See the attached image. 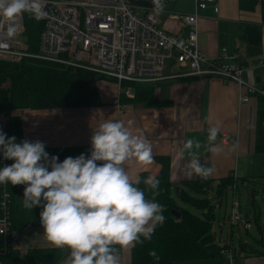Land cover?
Segmentation results:
<instances>
[{
    "label": "crops",
    "instance_id": "crops-1",
    "mask_svg": "<svg viewBox=\"0 0 264 264\" xmlns=\"http://www.w3.org/2000/svg\"><path fill=\"white\" fill-rule=\"evenodd\" d=\"M188 1L183 3L184 0H176L171 10L177 13H192L193 0ZM217 3V15L210 7L199 12L200 49L211 57L220 56L222 48H227L230 52L240 49L244 52L241 62L252 66L251 70L243 72V78L257 88H264V63H258L264 59L262 4L259 2L254 10H243L239 6V0H217ZM162 20L169 27V22L165 21L166 16H163ZM249 26L260 28V38L257 42L242 38V31ZM174 28L182 35L187 34V28H179L175 24ZM173 65L170 64L165 69L166 75L187 71L182 67L175 70ZM105 80L110 82L101 84L103 81H100L98 84L99 105L18 111L23 121L25 140L40 141L48 147L91 145L93 132L101 123L106 120L122 121L133 135L146 138L152 147V164L142 166L135 160L126 164L131 179L135 182L142 173H147L148 178H155L162 168V163L157 157L163 156L169 160L170 181L174 188L197 177L193 175L189 178L187 175L190 157L183 151V143L189 138H196L202 144H207L209 127L219 126L220 131L214 143L219 145L222 151L214 154L202 147L199 149V160L214 169L210 178L215 183L221 178L233 175L239 181V186H232L233 200H238L242 215L251 222V217L259 215L264 224V208L259 206L257 200L261 197L264 201V193L261 192L264 188V152L256 147L257 115L260 111L264 112V98L254 95L249 102L242 103L240 95L245 92V88L241 89L235 82L213 76H178L156 83L155 99L159 104L148 106L143 103L122 102L118 98L116 81ZM118 99L126 104L124 108L118 106ZM224 135L230 136L229 143L222 142ZM240 186L242 191L245 190V195L238 194ZM227 198L222 206H216L217 211L221 210L224 204L226 208L230 207ZM231 210L229 213L227 209L224 213L221 210L220 227L222 220L227 218L230 221ZM242 225L239 224V227ZM234 231L232 229L233 234ZM233 234L227 239L221 234L218 237L220 244L231 245L230 249H233ZM237 234L239 241L242 239L249 242L241 230ZM248 235L264 250V245L257 242L256 236L252 233ZM258 235L260 237L261 233ZM262 236L264 237V233ZM14 238L16 249L22 254L32 248H57L45 238L43 226L29 224L14 231ZM62 249L66 255L61 264H65L70 256V249ZM115 249L119 264L131 262L132 247L123 249L117 246ZM232 252L233 262L230 255L223 252L224 258L218 261V264H264V254H248L246 251L234 249Z\"/></svg>",
    "mask_w": 264,
    "mask_h": 264
},
{
    "label": "built area",
    "instance_id": "built-area-1",
    "mask_svg": "<svg viewBox=\"0 0 264 264\" xmlns=\"http://www.w3.org/2000/svg\"><path fill=\"white\" fill-rule=\"evenodd\" d=\"M175 2L163 0V11L157 14L153 8L139 9L128 0H33L34 11L29 12L44 25L39 50H29L23 35L24 13L12 21L0 17V60L37 59L89 70L115 80L118 98L135 95L134 89L123 86V82L158 83L178 76H213L235 82L241 89L245 88L240 95L242 103L249 102L254 95L264 98V88H257L243 78V72L252 69L251 64L241 62L243 51L222 48L220 56L211 57L200 49L199 12L210 7L217 15V0H193L192 13L172 11ZM163 15L169 27L163 22ZM174 24L187 28V34L175 30ZM172 59L187 71L166 75V60ZM258 63L263 64L264 59ZM4 83L0 79L1 88ZM117 103L120 108L126 106L119 99ZM11 114L0 111V131L7 137H11ZM230 139L224 135L222 142L229 143ZM11 164L0 151V168ZM11 200L10 182L0 184V264H7L6 257L16 250L11 230ZM230 221L243 224L246 229L252 226L242 215L238 200H233ZM223 252L233 262V252Z\"/></svg>",
    "mask_w": 264,
    "mask_h": 264
},
{
    "label": "clouds",
    "instance_id": "clouds-1",
    "mask_svg": "<svg viewBox=\"0 0 264 264\" xmlns=\"http://www.w3.org/2000/svg\"><path fill=\"white\" fill-rule=\"evenodd\" d=\"M153 10L163 11V0H152ZM34 11L33 0H0V17L12 21ZM220 129H208L207 144L196 138L183 143L190 160L187 175L208 179L214 172L199 160V149L218 154L214 142ZM7 137L0 131V151L4 159L14 160L0 168V184L25 185L23 206H42L40 223L44 236L57 248L70 249L65 264H119L114 246L127 249L150 240L158 224L165 221L164 206L148 200L135 186L126 164L135 160L142 166L153 163L148 140L133 135L122 121L106 120L94 130L89 157L81 154L57 162L49 157L43 142L23 141ZM102 162V163H97ZM50 169V170H49ZM157 189L159 180L144 181ZM150 256L159 259L153 250Z\"/></svg>",
    "mask_w": 264,
    "mask_h": 264
},
{
    "label": "trees",
    "instance_id": "trees-1",
    "mask_svg": "<svg viewBox=\"0 0 264 264\" xmlns=\"http://www.w3.org/2000/svg\"><path fill=\"white\" fill-rule=\"evenodd\" d=\"M262 4V23L264 24V0H239L243 10H254L258 3ZM24 37L29 50H39L43 22L36 19L30 12L24 13ZM255 34V37H253ZM243 39L257 42L260 38V28L249 26L241 34ZM1 83L8 80L11 85L7 89L0 87V111H7L11 115L10 135L16 138V143L25 141L22 117L18 114L22 109H46L94 106L100 104L98 84L101 80L109 79L98 73L37 59H23L17 62L0 60ZM123 86L134 89V98L120 96L122 102L143 103L148 106L159 104L155 99L156 83H131L123 82ZM257 144L258 150L264 152V112L257 115ZM92 145L48 147L45 151L58 157L57 162H62L67 157H77L84 154L89 157ZM162 168L155 179L159 180L157 189H152L144 183L148 179L147 173L139 177L136 187L144 191L145 197L164 206L162 215L165 217L163 224H158L152 238L137 243L132 247V260L129 264H218L224 258V249L218 235L214 231L215 221L218 218L216 206H222L228 195V190L239 181L230 175L218 180L210 177L202 179L197 176L195 180L174 186L170 181L169 160L166 157H157ZM14 163V160H11ZM102 163V162H97ZM201 164L208 167L207 164ZM242 183V182H240ZM255 186V185H253ZM25 185H12L11 190V230L18 231L29 224L42 226L40 213L42 206L27 209L23 206ZM239 188V187H238ZM258 190V188L254 187ZM175 192V195H174ZM264 193V188L261 189ZM226 202V201H225ZM186 204L195 210L182 205ZM179 214V215H178ZM261 236L257 242L264 245V224L259 215L251 217ZM248 234H250L248 232ZM234 251H246L248 254H264V250L242 239ZM155 251L159 259L149 255ZM66 252L62 248H32L25 254L18 249L6 257L7 264H61Z\"/></svg>",
    "mask_w": 264,
    "mask_h": 264
},
{
    "label": "rangeland",
    "instance_id": "rangeland-1",
    "mask_svg": "<svg viewBox=\"0 0 264 264\" xmlns=\"http://www.w3.org/2000/svg\"><path fill=\"white\" fill-rule=\"evenodd\" d=\"M187 2H189L188 0H184V2L183 3H187ZM141 13L144 11V10H139ZM163 16H166V15H163ZM170 64H174L173 66V69H175V70H179L180 68V66L176 63V61L174 60V59H172V60H166V63H165V69L166 68H168V66L170 65ZM101 81H103V82H101V84L102 83H104V82H110V80H101ZM10 85H11V81L10 80H8V81H6L5 83H4V85H3V89H7V88H9L10 87ZM22 110H24V109H22ZM19 111H21V110H19ZM218 183V181H216V183L214 182L213 184H214V186H216V184ZM242 189V186H240V188H239V191H238V194L239 193H243V195H245V190L243 189V191L241 190ZM174 195H175V193H174ZM239 197V196H238ZM241 197V196H240ZM232 200H233V190L232 189H229L228 190V198H227V202L229 203V206L230 207H228V208H226V205L224 204V206H223V208L221 209L222 211H223V213L226 211V209L228 210V213L230 212V210H231V203H232ZM257 200H258V203H259V206L261 207V208H264V201L261 199V197H259V199L257 198ZM182 205H184V206H186V207H188V208H190L191 210H195L193 207H191V206H188V205H186V204H183V203H181ZM221 210L220 209H218V218H217V220L215 221V225H214V230L217 232V235H218V237H220V235L222 234L223 235V237L225 238V239H227V238H230V236L233 234L232 233V229H234L235 231H234V234H233V249H237L238 248V242H239V238L237 237V233H238V231L239 230H241V232L243 233V236H244V238L245 239H247L250 243H252V244H255V245H257V246H259L258 245V243H255L254 242V240L251 238V237H248L249 235H248V230H249V232L250 233H252L254 236H256L257 238H258V230H257V227H256V225H255V223H254V221L252 220V228L251 229H246L243 225H242V227L240 228L239 227V224H237V223H235V224H232V222L231 221H228L227 220V218L225 219V217H224V221L222 220V226L220 227L219 226V215H220V213H221ZM237 234V235H236ZM233 249H224V250H230V251H233Z\"/></svg>",
    "mask_w": 264,
    "mask_h": 264
},
{
    "label": "water",
    "instance_id": "water-1",
    "mask_svg": "<svg viewBox=\"0 0 264 264\" xmlns=\"http://www.w3.org/2000/svg\"><path fill=\"white\" fill-rule=\"evenodd\" d=\"M128 1L139 9L153 8L152 0H128Z\"/></svg>",
    "mask_w": 264,
    "mask_h": 264
},
{
    "label": "bare ground",
    "instance_id": "bare-ground-1",
    "mask_svg": "<svg viewBox=\"0 0 264 264\" xmlns=\"http://www.w3.org/2000/svg\"><path fill=\"white\" fill-rule=\"evenodd\" d=\"M11 127V126H10ZM13 164V163H12Z\"/></svg>",
    "mask_w": 264,
    "mask_h": 264
}]
</instances>
